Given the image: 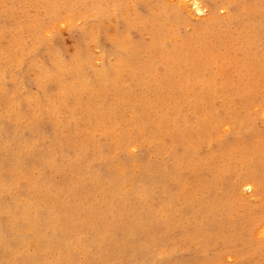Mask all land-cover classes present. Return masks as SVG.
I'll list each match as a JSON object with an SVG mask.
<instances>
[{
  "label": "rangeland",
  "instance_id": "obj_1",
  "mask_svg": "<svg viewBox=\"0 0 264 264\" xmlns=\"http://www.w3.org/2000/svg\"><path fill=\"white\" fill-rule=\"evenodd\" d=\"M198 2L0 0V264H264V0Z\"/></svg>",
  "mask_w": 264,
  "mask_h": 264
},
{
  "label": "bare ground",
  "instance_id": "obj_2",
  "mask_svg": "<svg viewBox=\"0 0 264 264\" xmlns=\"http://www.w3.org/2000/svg\"><path fill=\"white\" fill-rule=\"evenodd\" d=\"M189 1H190V6L194 9L195 12H201L202 11V6L199 4L198 0H189ZM31 221H32L31 231L35 235L39 231L38 227H40V225L38 226V223L34 220H29V224L31 223ZM58 243L61 244V243H63V241L60 240V241H58Z\"/></svg>",
  "mask_w": 264,
  "mask_h": 264
}]
</instances>
